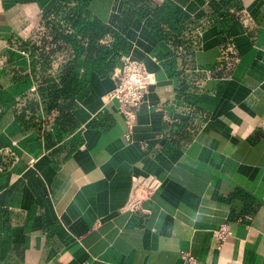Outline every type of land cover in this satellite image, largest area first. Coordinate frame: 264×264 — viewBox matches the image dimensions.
Masks as SVG:
<instances>
[{
    "label": "crops",
    "instance_id": "1",
    "mask_svg": "<svg viewBox=\"0 0 264 264\" xmlns=\"http://www.w3.org/2000/svg\"><path fill=\"white\" fill-rule=\"evenodd\" d=\"M123 53L153 78L128 136ZM0 168V264H264V0H0Z\"/></svg>",
    "mask_w": 264,
    "mask_h": 264
},
{
    "label": "built area",
    "instance_id": "2",
    "mask_svg": "<svg viewBox=\"0 0 264 264\" xmlns=\"http://www.w3.org/2000/svg\"><path fill=\"white\" fill-rule=\"evenodd\" d=\"M115 84L102 96L103 100L117 102L119 111L123 114L128 136L131 126L134 124L136 111L145 100V94L149 85L153 82L152 74L137 59L129 53H123L119 57V64L113 70ZM1 170V168H0ZM161 185V180L154 174H133L131 190L126 201V208L137 210L141 208V202L153 194ZM231 230L225 223L216 229L217 245H220L229 235ZM181 258L188 263H193L195 258L187 251L181 252Z\"/></svg>",
    "mask_w": 264,
    "mask_h": 264
},
{
    "label": "trees",
    "instance_id": "3",
    "mask_svg": "<svg viewBox=\"0 0 264 264\" xmlns=\"http://www.w3.org/2000/svg\"><path fill=\"white\" fill-rule=\"evenodd\" d=\"M136 5H138V4H136ZM142 7H143V5L140 3L138 6V9L134 10L135 13H137V14L140 13V11H142ZM75 21H77V19ZM85 27H86L85 33L89 34L91 40L93 38H95L98 34H101L102 31L105 29V27L102 24L94 23V22L88 26H85ZM115 36H116V41L114 42V48H115V55L118 57V55H119L118 50H124L125 49V42H124V39L122 38V36L118 32L115 33ZM99 69H100V71H102L103 67H100ZM64 90H65L64 92H66L65 88H64Z\"/></svg>",
    "mask_w": 264,
    "mask_h": 264
}]
</instances>
